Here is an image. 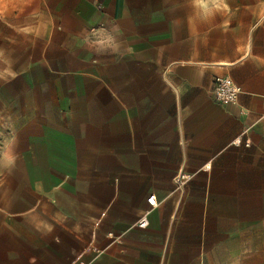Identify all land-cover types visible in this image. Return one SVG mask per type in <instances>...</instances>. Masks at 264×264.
Segmentation results:
<instances>
[{
  "label": "crops",
  "instance_id": "obj_1",
  "mask_svg": "<svg viewBox=\"0 0 264 264\" xmlns=\"http://www.w3.org/2000/svg\"><path fill=\"white\" fill-rule=\"evenodd\" d=\"M190 1L57 0L26 68L29 143L2 152L27 181H0V264H264V0L208 17Z\"/></svg>",
  "mask_w": 264,
  "mask_h": 264
},
{
  "label": "rangeland",
  "instance_id": "obj_2",
  "mask_svg": "<svg viewBox=\"0 0 264 264\" xmlns=\"http://www.w3.org/2000/svg\"><path fill=\"white\" fill-rule=\"evenodd\" d=\"M246 1L255 6L259 0H191L192 6L189 9H200L208 17L213 15L214 9H243ZM56 2L57 0H0V181H5V178L12 180L16 185L13 187L14 192H20L27 181V175L20 168L24 162L16 157L11 161L3 157L2 152L10 149L11 145L15 151L25 148L29 143L21 135V121L35 116V105L39 98L36 81L26 68L37 59L40 49L48 40L51 23L58 16L59 9H54ZM133 12L144 15L148 11L133 9ZM42 89L45 90L46 87ZM50 91L51 87L48 88L47 97L45 96L48 102L53 101ZM48 112L52 118L54 111L51 107ZM30 148H36V143H31ZM61 177L65 181V175L62 174ZM85 186L80 180L77 187L82 197L89 193ZM97 188L91 189L93 196L102 193L99 185Z\"/></svg>",
  "mask_w": 264,
  "mask_h": 264
},
{
  "label": "built area",
  "instance_id": "obj_3",
  "mask_svg": "<svg viewBox=\"0 0 264 264\" xmlns=\"http://www.w3.org/2000/svg\"><path fill=\"white\" fill-rule=\"evenodd\" d=\"M241 89L228 77H216L213 82L212 95L217 103L220 105H236L238 100V95L240 94ZM236 144V142H234ZM248 146V142L245 143ZM187 176L183 174L177 175L175 178V184L177 189H180L184 186ZM147 205L149 209H154L157 207L155 198L153 196L147 199ZM149 210L144 211L142 218L140 219L138 226L143 228L146 225L145 218L148 215ZM78 261L77 264H84L82 262L81 256H76Z\"/></svg>",
  "mask_w": 264,
  "mask_h": 264
}]
</instances>
